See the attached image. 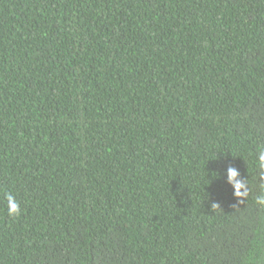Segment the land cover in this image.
I'll return each instance as SVG.
<instances>
[{"label": "trees", "instance_id": "trees-1", "mask_svg": "<svg viewBox=\"0 0 264 264\" xmlns=\"http://www.w3.org/2000/svg\"><path fill=\"white\" fill-rule=\"evenodd\" d=\"M262 146L264 0H0V264H264Z\"/></svg>", "mask_w": 264, "mask_h": 264}, {"label": "clouds", "instance_id": "clouds-1", "mask_svg": "<svg viewBox=\"0 0 264 264\" xmlns=\"http://www.w3.org/2000/svg\"><path fill=\"white\" fill-rule=\"evenodd\" d=\"M256 166L259 170V175L261 180H264V146L259 147L257 150V160ZM228 181L233 185L234 196L238 198V202H241L242 199L246 198L249 194L250 189H246L244 192H241L240 189L244 187L240 181L236 180L238 172L235 169L229 168L228 172ZM260 192L255 197V203L264 207V183L260 184ZM6 207L9 216L19 215L21 209L19 203L16 200V197L11 193H5ZM213 207H218V205H213Z\"/></svg>", "mask_w": 264, "mask_h": 264}]
</instances>
